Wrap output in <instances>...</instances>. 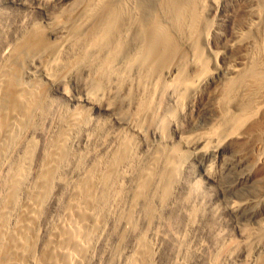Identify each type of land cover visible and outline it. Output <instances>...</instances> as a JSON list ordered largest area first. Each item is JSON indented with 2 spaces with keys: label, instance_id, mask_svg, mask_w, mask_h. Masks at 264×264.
Returning a JSON list of instances; mask_svg holds the SVG:
<instances>
[{
  "label": "bare ground",
  "instance_id": "bare-ground-1",
  "mask_svg": "<svg viewBox=\"0 0 264 264\" xmlns=\"http://www.w3.org/2000/svg\"><path fill=\"white\" fill-rule=\"evenodd\" d=\"M4 1L40 9L46 22L35 19L29 28L25 26L18 39L11 41L14 44L5 49L0 67V172L4 170L0 185V264H81L107 213L106 209L94 212L96 189L103 187V198L114 192V182L134 152L131 136L126 132L117 135L122 134L111 153L89 166L74 184L61 220L52 226L46 239L39 240L35 227L42 198L65 160L68 137L79 128L81 119L77 111L62 115V119L60 116L59 131L44 149L35 178L27 185L29 164L25 163V155L32 145L22 143L20 154L11 161L7 154L24 136L34 114L43 113L46 93L41 79L34 77L32 84L23 81L33 76L31 69L36 60L46 62L47 72L40 75L47 81L55 77L51 70L60 79L69 65L79 68L85 64L81 67H86L90 75L94 101L97 92L106 87L105 83L109 87L110 82L123 92V104L129 111L128 128L140 132L147 125L152 130L157 137L156 147L146 160L137 158L130 166V201L134 205L142 201L147 214L153 210L154 200L165 198L180 170L179 161L185 152L169 145L167 132L184 99L191 100L196 119L204 125L202 131L195 128L193 136L183 137L188 138L187 144L196 143L198 151L216 159L229 155L227 168L232 173L245 160L243 154L253 150L252 170L234 171V182L242 185L252 178L254 183L264 182L263 14L239 20H246L245 31L239 27L241 24L238 29L236 20L230 17L222 33L212 23L216 17L212 12L223 8L221 0H50L52 5L38 0L34 4L33 0ZM261 2L264 8V0ZM48 37L57 40L51 42ZM66 45L73 48V59L66 55V67L58 72ZM246 148L249 150L245 152ZM258 198V203L264 205V194ZM232 204L235 209L240 205ZM130 216L127 214L126 223ZM249 236L263 246L254 264H264V225ZM148 249L140 240L128 264H143Z\"/></svg>",
  "mask_w": 264,
  "mask_h": 264
},
{
  "label": "rangeland",
  "instance_id": "rangeland-1",
  "mask_svg": "<svg viewBox=\"0 0 264 264\" xmlns=\"http://www.w3.org/2000/svg\"><path fill=\"white\" fill-rule=\"evenodd\" d=\"M36 1L31 2L34 4ZM38 1L48 5L53 4L50 0ZM261 1L221 0L222 11L212 12L216 14V17L212 14L214 19L211 16L209 19H213V25L216 24L215 26L221 32L223 31L222 33L226 31V20L230 17L236 20L234 22L236 27L241 24L239 27L243 26L242 30L245 31L244 21L246 20L242 21L243 23L239 20L248 15L258 16L259 12L264 15V8L260 7ZM207 5L209 6L208 2ZM50 7H48L49 10L55 11ZM40 12L41 10L37 8L0 0V67L7 48L12 44L11 41L15 42L18 39L22 29L29 28L28 25L35 23V19L38 22H46L43 13ZM50 13L53 12L49 11ZM49 40L55 42L57 37L49 38ZM199 45L203 48L202 43ZM65 47H63L65 52L62 51L63 48L62 52L60 51L61 58L68 61L69 57L67 59L65 57L72 55L73 48L70 45ZM221 49L222 47L219 48ZM64 61L60 62L61 66L57 65L56 71L59 72V68L65 66L66 61ZM82 65L85 64L82 63L79 68L69 65L67 70L61 72L60 79L56 76L57 72L51 70L55 77L53 81H47L40 75L42 72H47L46 62L40 63L36 60L31 69L33 76L23 79L24 82H29L28 84L33 83L31 79L34 77L41 79L40 83L43 88L45 87L46 93L42 106L43 113L41 111L34 114L35 118L31 119V125L29 124L24 129V134L22 133L24 136L18 142L15 141L16 143L12 145L14 147L11 146L12 148L9 149L11 151L7 154V160L11 161L18 156L17 154H20L25 142L28 141L27 143L32 145L27 151L31 148L32 150L26 151L25 155V163L29 164L28 172L30 173L26 179L27 185H30L29 182L35 178V171L37 172L40 166L42 153L48 147L54 133L59 131L62 115L65 117L77 111L81 122L83 119V124L80 122L79 128H76L74 133H70L65 160L58 166L59 171L52 177L50 188L46 190L42 198L35 227L38 239H46L50 235L52 226L61 220L74 184L95 161L109 155L117 143L116 140L122 136L121 134L118 137L119 134L126 132L131 136L134 159L130 158V163L123 164L124 168L121 167L123 169L120 170L119 177L114 182V192H111V196L103 198L101 196L104 194L101 191L103 187H97L95 196L97 205L94 204V212L97 214L106 209L107 213L100 222L99 230L92 237L91 249L87 258L83 259L81 264H128L140 240L150 247L147 252L150 259H146V257L149 258L146 254L143 264L146 263L145 260H148L147 264H175L176 262L179 264H254L262 255L263 246L261 241L254 240L249 235L260 225H264V205L258 203V197L264 194V182L260 180L261 182L255 181L254 183L252 178L238 185L235 184L233 177L234 171L252 170L250 166L255 161L256 152L253 150L249 152L248 148L244 149L245 152L248 151L243 154L244 163H239L242 165L237 170L233 169L232 173L227 168L229 155L225 154L222 159H216L210 154L198 151L195 147L196 143L187 144L188 138L183 137L193 136L197 130L195 128L202 131L204 125L196 119L191 109V100L184 99L181 101V109L177 110L173 116L171 128L168 132L166 129V132L171 137L169 145L179 146L185 154L182 161H179L180 170L168 193L162 201L154 200L153 212L151 211L149 215L142 201L135 205L130 201L129 189L132 186L130 166H133L137 158L138 160L147 159L150 151L156 147L157 137L147 125L146 127L143 125L140 132L128 128L129 111L123 104V92L114 88L110 82L109 87L105 83L106 87L97 92L99 93L96 95L98 100L94 101L91 92L95 91L90 88V75L86 67L85 70L82 69L84 68V66L81 67ZM51 71L48 70V72ZM88 95L92 96L87 97ZM3 172L4 170L0 172V185ZM232 203H239L238 209L232 207ZM127 214L131 215L127 217L131 218V222L128 220L130 223H126Z\"/></svg>",
  "mask_w": 264,
  "mask_h": 264
}]
</instances>
